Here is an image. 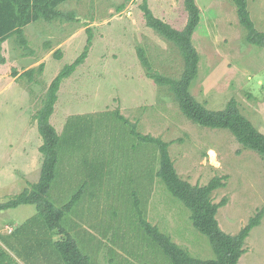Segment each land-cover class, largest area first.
Masks as SVG:
<instances>
[{
  "label": "rangeland",
  "instance_id": "1",
  "mask_svg": "<svg viewBox=\"0 0 264 264\" xmlns=\"http://www.w3.org/2000/svg\"><path fill=\"white\" fill-rule=\"evenodd\" d=\"M196 3L201 16L192 43L199 64L191 95L212 111L235 101L264 135V48L248 42L232 0ZM144 5L177 30L187 23L184 0H67L59 10L73 20L40 19L24 28L26 47L16 35L2 44L0 205L39 182L44 156L36 115L53 80L88 48L85 62L62 83L50 118L62 138L73 117H83V131L72 136L74 148L68 137L65 148L60 145L48 198L60 208L82 191L60 224L89 264H173L145 222L192 258H215L190 209L160 178L159 147L134 130L170 143L183 180L199 186L223 180L213 201L227 200L217 214L225 233L236 235L264 211V157L227 129L190 121L169 87L148 77L139 49L155 72L173 79L185 64L178 48L148 27ZM248 9L264 33V0H248ZM28 70L32 74L24 75ZM61 239L33 205L0 210V264H67L57 247ZM244 249L238 264H264V216Z\"/></svg>",
  "mask_w": 264,
  "mask_h": 264
},
{
  "label": "trees",
  "instance_id": "2",
  "mask_svg": "<svg viewBox=\"0 0 264 264\" xmlns=\"http://www.w3.org/2000/svg\"><path fill=\"white\" fill-rule=\"evenodd\" d=\"M66 1L0 0V59L2 60V44L14 35L18 36L20 43L26 47L27 39L24 38V28L28 24L40 19L50 23L56 20L62 22L73 20L71 14H66L59 10V6ZM232 1L237 8L240 23L248 31V42L264 48V33L256 30L254 26L248 9V0ZM184 4L188 19L182 30H177L169 23L157 18L147 5L143 7L148 27L172 42L178 48L185 64L181 77L173 79L155 72L146 56L145 50L139 49V57L148 77L158 85L169 87L180 110L190 121L206 128L227 129L244 148L264 157V135L242 114L235 101H231L224 110L212 111L191 95L189 88L197 76L199 64V54L192 43V37L200 23L201 10L196 0H184ZM60 51H56V57H60ZM87 54L88 48L74 63L65 66L57 75L49 87L43 101V107L36 115L43 139L40 151L44 156L39 182L33 184L30 189H25L24 192L7 203L0 205V210L17 208L22 205L35 206L39 215L45 218L49 228L56 230L61 235L62 239L57 242V247L62 252L67 264H89L88 258L80 252L75 240L60 224L63 216L72 210L77 200L81 197L82 191H79L68 204L60 208L55 207L50 202L48 195L59 163L60 145L64 149V145L68 143L64 139L68 137L69 143H73L71 147H75L76 140L71 138L72 136H79L83 131L81 125L83 117H73L67 122L65 128L66 136H63V138L58 135L56 129L50 123V118L54 114L62 83L70 78L76 69L85 62ZM30 74H32V70L24 73V75ZM119 116L122 117L121 114ZM122 119L124 118L122 117ZM133 132L143 141L151 142L159 147L160 178L170 192L190 209L194 227L208 237L214 249L215 258L211 260L192 258L184 249L174 243L169 236L145 222L144 225L150 236L162 247L173 264H238L242 255L246 252L244 249L246 240L251 231L261 224L264 211L262 210L253 216L236 235L225 233L219 225L217 214L219 209L227 204V200L224 199L220 203L213 201V193L225 187L223 180L215 178L206 186L192 185L178 175L168 152L170 143L149 135L138 134L135 130Z\"/></svg>",
  "mask_w": 264,
  "mask_h": 264
},
{
  "label": "bare ground",
  "instance_id": "3",
  "mask_svg": "<svg viewBox=\"0 0 264 264\" xmlns=\"http://www.w3.org/2000/svg\"><path fill=\"white\" fill-rule=\"evenodd\" d=\"M212 155H214V153L212 152Z\"/></svg>",
  "mask_w": 264,
  "mask_h": 264
},
{
  "label": "water",
  "instance_id": "4",
  "mask_svg": "<svg viewBox=\"0 0 264 264\" xmlns=\"http://www.w3.org/2000/svg\"><path fill=\"white\" fill-rule=\"evenodd\" d=\"M210 154H211V152H210Z\"/></svg>",
  "mask_w": 264,
  "mask_h": 264
}]
</instances>
